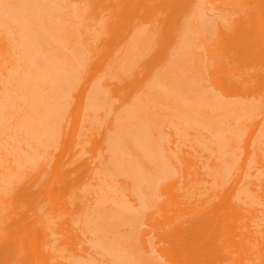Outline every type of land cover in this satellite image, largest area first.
Listing matches in <instances>:
<instances>
[{
  "label": "bare ground",
  "instance_id": "bare-ground-1",
  "mask_svg": "<svg viewBox=\"0 0 264 264\" xmlns=\"http://www.w3.org/2000/svg\"><path fill=\"white\" fill-rule=\"evenodd\" d=\"M218 3L220 19L212 0H0V264L33 263L26 244L60 264L259 262L260 236L236 229L251 206L264 227V125L240 148L264 95V0ZM52 157L30 223L17 196Z\"/></svg>",
  "mask_w": 264,
  "mask_h": 264
},
{
  "label": "rangeland",
  "instance_id": "rangeland-1",
  "mask_svg": "<svg viewBox=\"0 0 264 264\" xmlns=\"http://www.w3.org/2000/svg\"><path fill=\"white\" fill-rule=\"evenodd\" d=\"M218 1L221 0H212L213 5L209 4V8L211 11H213L211 13V16H214L216 19H220L219 17H221L222 15H224V7L221 3H218ZM217 4V5H216ZM145 17H141L142 20H139L141 22H143V24L145 26H148V22L145 21L144 19ZM225 35V34H224ZM227 36V35H226ZM218 42V38L216 43ZM222 42V41H221ZM211 45H213V42L210 41ZM215 43V44H216ZM206 49H208V46L206 44L203 45V50L199 51L200 55H204L205 57H207L206 53L204 52ZM212 49L210 52L213 54L210 56V61L207 62L209 64V67L215 71L216 67L219 65L220 63V54L219 52L216 50V53H213ZM218 74V73H217ZM219 76V75H218ZM209 86H211L209 84ZM222 86V85H221ZM217 89H221L220 86L217 87ZM226 92H228L226 90ZM264 94V92H263ZM225 95H229L228 93H225ZM235 96V95H232ZM258 99H255L254 96L253 98L255 99L254 102H256V104L258 103L260 106V110H258L257 113H255L254 115L250 116V117H246L245 118V122L247 125V129L243 135V137L241 138L240 141V148L242 150V152H249L251 151V153H254V149H253V145H254V139L256 137L257 132L261 129V127L263 128L264 125V95L261 96H256ZM57 165V160L56 157H52L47 164H45L43 166V168L40 169V171H43V169L45 168L46 173L45 174H41L40 179H38L39 175H40V171H34L33 173L30 174V176L28 178L25 179V183L26 184H30V186H33V189L29 190V191H24L21 192L20 194H18L17 196V201H19L16 205H17V209H16V213L19 214V218L24 217V219H28V221L30 223L35 222L36 217L38 215H41L43 213V209H44V204L43 202H41V200L39 199V196L36 194L39 190V188L41 187L42 183L44 182L43 180L48 179V177L52 174V170L54 168V166ZM262 166H264V163L262 164ZM251 173V172H250ZM34 180V181H32ZM178 180V179H176ZM253 186L254 185H264V176L261 177H255L253 178ZM35 183V184H32ZM27 192H33L35 193V195L33 197H28L25 193ZM37 204L36 208H30L27 209L28 203L30 202H34ZM46 205V204H45ZM254 211V214L256 215V219L253 220V230H251V228L249 229L248 227L251 225V222L248 220H244V223L248 226L247 228L244 227L243 230L241 229H236V234H242L246 237H253L254 235H258L260 236V242H257L256 240L250 241L249 243L245 244V247L248 246V250L251 254H253L252 256L254 257V254L257 252L256 250L258 249V244H262L260 248L264 247V227H263V223L261 221V219H259V211H258V206L256 208L252 207ZM17 217V218H18ZM258 219V220H257ZM22 220V219H21ZM24 221V220H22ZM15 226H17V223L14 225L10 226V229L15 228ZM237 226V224H236ZM72 228V226H71ZM55 235V239L52 241L51 245H58L57 239H56V234ZM2 237V236H0ZM150 239H156L157 237H155V235L153 236H149ZM42 245H40V247L38 248L39 250L36 251V253L34 254V251L31 250L29 245H25V254H24V259L28 258L29 255L33 258V263L30 261H27V264H60V260L64 259V256H67L69 253L67 252L62 258H60L58 253H55L56 250H52L50 249V247H48V245L41 247ZM74 251L79 252L80 250L78 248H76ZM259 253V262L257 261V259H253V264H262V261L264 259V248L262 251H258Z\"/></svg>",
  "mask_w": 264,
  "mask_h": 264
}]
</instances>
